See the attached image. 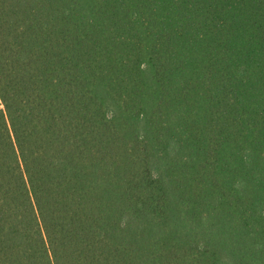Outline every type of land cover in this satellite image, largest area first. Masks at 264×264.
<instances>
[{"label":"trees","instance_id":"16d2710c","mask_svg":"<svg viewBox=\"0 0 264 264\" xmlns=\"http://www.w3.org/2000/svg\"><path fill=\"white\" fill-rule=\"evenodd\" d=\"M0 264H264V0H0Z\"/></svg>","mask_w":264,"mask_h":264}]
</instances>
